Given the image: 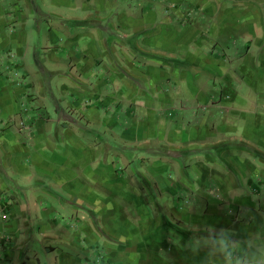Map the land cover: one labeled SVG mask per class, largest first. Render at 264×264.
Here are the masks:
<instances>
[{
    "label": "crops",
    "instance_id": "obj_1",
    "mask_svg": "<svg viewBox=\"0 0 264 264\" xmlns=\"http://www.w3.org/2000/svg\"><path fill=\"white\" fill-rule=\"evenodd\" d=\"M258 84L264 0H0V264H210L215 231L264 234Z\"/></svg>",
    "mask_w": 264,
    "mask_h": 264
},
{
    "label": "clouds",
    "instance_id": "obj_2",
    "mask_svg": "<svg viewBox=\"0 0 264 264\" xmlns=\"http://www.w3.org/2000/svg\"><path fill=\"white\" fill-rule=\"evenodd\" d=\"M212 245L209 257L217 259L210 264H264V234L240 238L235 230L221 228L214 232Z\"/></svg>",
    "mask_w": 264,
    "mask_h": 264
},
{
    "label": "rangeland",
    "instance_id": "obj_3",
    "mask_svg": "<svg viewBox=\"0 0 264 264\" xmlns=\"http://www.w3.org/2000/svg\"><path fill=\"white\" fill-rule=\"evenodd\" d=\"M261 87H264V84H258V85H256V89L254 91H249V92L250 93H253V94H256L260 90ZM244 93H245V91H244ZM245 95H246V93H245Z\"/></svg>",
    "mask_w": 264,
    "mask_h": 264
}]
</instances>
